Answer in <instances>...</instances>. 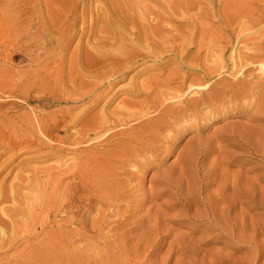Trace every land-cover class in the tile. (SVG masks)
Wrapping results in <instances>:
<instances>
[{
  "label": "rangeland",
  "instance_id": "374dc122",
  "mask_svg": "<svg viewBox=\"0 0 264 264\" xmlns=\"http://www.w3.org/2000/svg\"><path fill=\"white\" fill-rule=\"evenodd\" d=\"M23 1L25 3H27L25 5H30V6L32 5V7H30V6L25 7ZM23 1L18 2L16 4H13L12 6L15 8L18 7V9L20 8L19 6H21L20 9H23L24 7H25V9L27 8L26 10L24 9V12L26 11V13H24V15L28 18L27 21H30L34 17V15L36 14L34 17L35 21H34L33 25L36 28L41 29L42 28V25L40 24L41 22L38 21L37 19H40L42 16H45L44 17L45 20L48 19L47 18L48 13L46 12V14H47L46 15L44 13L45 9L40 7V5L41 6L43 5L42 4L43 2H41V4H37L38 2H35L34 0H29V1L23 0ZM36 1H39V0H36ZM28 2H30L31 4L30 3L28 4ZM86 2L82 1V2H80V4L82 5L84 3L83 6H85L87 4V6L90 9L91 3L89 4V2H87V3ZM184 2H186V6H192L193 7V9L190 8V10L188 12L189 17H185L184 16L185 14H181V16H182L181 17L179 14H174V13L173 14L175 15V17H172L173 16V14H171L172 10H171L167 0H154V1L153 0H124L123 1V4H122L123 8H124V5H127L126 6L127 9L126 10L124 9V11L127 12V10H128V11H130V13H133L132 15L128 14L130 17L132 16L133 18H134V16L136 17V15H134V13L135 14L137 13V17H139L138 12H142L145 14V13H147L148 10H152L153 13H162L163 10H165L166 15L169 14L170 20L168 22L164 23V28L168 32H165V34L162 33L163 36L161 33L157 34V36L159 35L158 41H161V43L164 42V44L162 43L163 49L161 50V56L158 57L157 59H155L154 61H153V59H150V58L145 59V57H146L145 55H147V54L144 55V53H148V52L146 51V49H143V48L144 47L147 48L148 44L145 41H143L142 44H140L139 40L143 38L142 35H136V36L128 37L129 39H134L133 37H136L135 38L136 40L134 39V41H131L130 43H128V45L132 44V47L130 46V48H131L130 49V51H131L130 55L134 56L135 53H138L142 50V51H144V53L141 51L143 56L140 53V54H138V57L139 56H141V57H139V58L134 57L133 60H132L131 56H129L130 57L129 63H131V60H132V63L130 64L132 66L129 68L125 67V69H127V70H124V68L122 69V67H124V65L126 64L125 60H126L127 56H125V55H123L122 57L119 56L122 60L125 59L124 60L125 63L120 62V64H124V65H121L122 66V67L120 66L121 69H119V70L117 69V71H115L113 77L110 78V81L113 78H115V79H113L114 81L112 80L111 81L112 84L109 85L108 87H107V85L111 82H108L105 84V86L100 87L99 91L97 90V92L102 93L103 99L102 100L100 99L101 102L99 101L98 103H96L97 105L95 104V105L91 106L89 109H85V111L86 110L87 111L86 112L84 111L83 115L81 114L80 121L83 122L86 118H88V116H92L93 114H95V115L98 114L101 109L102 110L107 109L108 111L111 109V111H112L117 106V104L124 98L125 99L130 98L129 100L136 98V101H142V102L144 101L146 104V101L153 100V96L158 89L163 91V90H168V88H171V89H180V91H181V89L186 88V86L190 83L189 81H191V80L193 82H203V86L205 88H207L206 92H204L200 95V97L202 99H203V97H205L207 99H212L210 102L206 101V103L208 102L207 104L206 103L205 104H201V103L196 104V105H198V106H196L197 108L195 107V109H191L189 112H187V114L189 115L187 119L180 118L179 115H180V113H183L182 112L184 109L183 107H185V106L180 105V103H178V102H177L178 104L175 102L174 104H171V106L167 105L165 107V109H164V107H161V110H155V108H151V106H152L151 103H150V106L148 105L149 103H147L146 104L147 106H144L145 108L143 107L144 109H146L148 107L150 108L148 111H150V113L152 115L149 118V120H151V121H156L157 119H158L157 121L161 120L167 114V111L170 109V107H172L175 111L178 108L179 109L178 112H180V113L177 112L179 115L177 113L175 114V115H177L175 117H178V118L170 120L168 123L169 125L167 123L165 124V126L167 125L166 127L163 125V128H161L162 130L160 131V136L162 137V140L158 139L155 142V144H154L155 150L152 151L153 150L152 146L148 147L147 151H149L152 154L148 155V157H146V159H147L146 163H148V166H149V169L147 171H145V172H141L140 170L131 171V169L129 168L130 165L127 164L128 169L126 167H124V169L122 171H120L119 174L115 175V179H116L115 182L117 181V182H120V184H121V180H122V182L124 183V185H123V183L121 184L122 187H124V188L121 187L122 188L121 190L123 191V194H124V195L122 194L121 199L123 197H125L124 199H127L128 201L127 200L122 201L119 198L118 201L122 202L125 205L123 206L122 203L120 204V206H122L120 208L123 210L121 211L119 208H117L116 209V211H117L116 216L110 221H114L117 226H119L120 228L124 226V228L115 229L114 231H111L110 233H108V235L106 232H108L109 229L106 228L104 231H102L103 232L102 236L104 234V236H106V237L103 236L104 237L103 238L101 236L102 238H99V240H98L99 243H97V244L96 243L94 244L93 243L94 239H90V238H88L90 240L83 239L84 243L80 242V241H82V239H75L73 241V243H69V244L65 243L66 245L61 244L63 246V247L61 246V249H63V250L59 249L60 246H59V248L56 247L57 249L55 248L58 252H59V250L61 251V252H59V255H58V252L55 249H53L54 248V246L52 245L53 243H51V245L53 246L51 248V245H49V242L41 240L43 237L42 235H41L42 237H40V236L36 237V235H34V232H32L31 234L30 233L26 234L25 236L27 237V240L24 241V243L22 242L24 240L23 239L24 237H23V235H21L16 240V241L19 240L20 243L22 242L21 244L18 243V245L16 244L17 246L15 244H13L12 247L10 246L11 248L10 247L7 249L4 248L0 251V253L2 252L1 253L2 255H0V260H1L0 264H16V263H18V260H19L18 264H22V263L23 264H27V263L39 264L35 261V259L33 261H35L36 263L33 262L32 260H29L28 258L26 259V256L29 255V251L31 250V247L28 246V244L32 245V248H34V249L36 247H38L37 250H39L40 253L42 252L44 247H46L45 249H47L49 247V249L46 250V253L44 251L41 255L42 257L47 258L43 261L44 264H46L45 261L46 262L48 261L47 264H70V261L72 260L73 256H74L73 257L74 260L71 261V264H73L75 260L78 261V263L75 261L76 264H80L81 262H85L86 260L84 259V257L86 259H89V261H88L89 264H92L95 261H97V262L93 263V264H100L102 262H103V264H106L111 259L110 255L111 254H112V256L114 255L113 253H111V251L115 252L116 250H120V249L121 250L127 249L128 254L130 253L129 258H128L130 260L129 264H264V78L259 79V77L264 73V57H260L258 60L253 62L251 64L252 66L249 65L251 68L246 69L245 73H243L242 75L231 74L228 72V70L224 71L223 73H220V71H218L219 70L218 69L219 63L225 64L227 67L230 66L231 52L238 43V40H236L237 39L236 33L231 30L232 27H236V26H231V27L229 26L228 27V25H229L228 21L233 20L242 14H246L249 17L253 16L250 12L251 9L253 7H259L260 9H264V0H184ZM39 3H40V1H39ZM56 4L52 8L53 13H57L58 9L62 6V4L60 5V2H58ZM80 4L78 7V12L83 10V8L84 9L88 8L87 6H85V7L82 6V8H81ZM12 6H11V8H13ZM34 7L36 8V10ZM0 8H1V6H0ZM15 8H13V10ZM18 9L16 8V11H18ZM38 9H40V10H38ZM34 10L36 11V13ZM14 12H15V10H14ZM40 13H41V15H39ZM142 13H141V15H142ZM77 14H79V13H77ZM30 15H32V16H30ZM255 15H257V14H255ZM37 17H39V18H37ZM130 17L128 18V21L135 22V19H133L131 17L133 20L132 21ZM17 18H18V15H16V20L19 19V18L18 19ZM29 18H30V20H29ZM77 18H79V15L76 17V19ZM87 19H89V18H87ZM87 19L84 22L86 24H84L82 27H81V25H78V24H80V20H78L76 22V24H75L76 26H74V27L77 28V29L75 28V31L76 30L77 31L75 32L74 36H72L70 38L67 37L68 40H67V38H65L66 40L64 39V41L62 42V43H64L63 44L64 46H63L62 50H59V52H58L59 55L56 53L53 55V56H55L54 58L49 57V58H47L48 60L45 59V61H44V63L46 61L50 62L49 60H51V62H53V60H54L56 63L58 61V63L62 64V65L59 64L58 68L65 66L64 72H61L59 70H58L59 72L57 70L53 71L54 74L56 72H58V73L61 72V77H62V79L64 78V80L67 79L66 77H69V75L67 73L68 72L67 71L68 66L70 64L68 62L69 59L73 58L74 55L76 57L78 51L84 52L85 49H87V47H88V51H91V49L87 43L89 40L88 37H91V35L94 34V30L92 29V32L90 31L91 30L90 29L91 24L88 22ZM144 22H145V24H144ZM125 24H128V23H125ZM147 25H148V21L144 20V18H143V26L146 27V29H148ZM38 26H40V27H38ZM101 26H102V28L104 26V29H105L109 25L108 24H106V25L101 24ZM127 26H126L127 29L130 30L131 25L128 24ZM83 27H84V30H82ZM80 29L82 30V32ZM229 29L231 31H229ZM129 30L125 31L126 35L129 32ZM80 32L83 34H81ZM151 34L152 33H150V35ZM181 34H183L184 39L182 38L183 36L182 37L180 36ZM170 35L175 36V37L178 36L179 40L182 39L180 41L182 43V45L187 44L186 48H184L185 50L183 49V47H185V46H182V49L185 52H183L182 49H178L181 47H177V45H176V47H177V49H176L175 45H172V44L169 45V44L165 43V41L168 38L170 41ZM189 35H191V36H189ZM192 36H193V38H191ZM148 37H150V36H148ZM160 37L164 38V39L161 40ZM5 38H6V36L0 34V40H3ZM12 38H14V36ZM138 38H140V39L138 40ZM190 38L193 40L190 41ZM150 39H152V38H150ZM154 40H157V39H154ZM171 41H170V43H171ZM21 42H22V40H17V39H12V41L9 43L6 42V44L8 43V45H6L5 51L3 49V47L5 46L4 45L5 41L3 42V45H0V57L5 58L4 56H6L7 60L10 59V60H8V62H0L1 65H4L6 63L4 68L7 70H8V68L10 70V67H11L12 69L10 70V73L13 70L15 71V68L16 69H22V71L25 68L24 71H26V69L28 71V68L32 67V68H30V70L35 71L36 74H38V76H40L39 77L40 79H41V77H42V79H44L45 77L47 78L48 76H49L48 79L49 78L54 79L53 74L48 73V71L50 69L47 71L46 70L43 71L42 66L44 63L37 64L34 66H30V65L28 66V64H25L26 63L25 57L20 58V56H17L18 53L14 52V51L17 50V48L19 47ZM190 42H192V43H190ZM234 42H236V43H234ZM9 45L12 46L13 50H11V49L8 50L7 47ZM128 45H126V46H128ZM126 46H124V47L121 46L120 47V48H122L121 50L122 51L125 50L123 48H126ZM140 46L141 47L144 46V47L141 48ZM168 46H171L173 50L175 49L174 52L172 51V53H170L171 47L169 48ZM165 47L168 49H166ZM26 48H29V47H26ZM6 49H7V51H6ZM165 49L167 50V52ZM132 50L135 52H133ZM176 50H178L179 52L181 50L183 53L180 54ZM175 51H176V53L178 52L179 54L176 55ZM132 52H133V54H132ZM164 52H165V54H164ZM149 53H148V55H149ZM62 54H63V56H62ZM7 56H9V57H7ZM136 56H137V54H136ZM64 57H66V58H64ZM119 57L117 58L118 62L121 61ZM142 57H144V58L142 59ZM162 57H164V58H162ZM127 60H128V58H127ZM220 61H222V62H220ZM61 62H63V63H61ZM8 63L10 65H7ZM20 63H21V65H20ZM67 63H68V65H67ZM12 64H13V66H11ZM38 66H39V68H38ZM120 67H118V68H120ZM252 68L253 69L257 68V72L252 70ZM37 69H39L38 70L39 73L36 71ZM84 69H85L84 71H81L78 68V70L75 71L76 75L73 74V76H72L73 78H71V77L70 78L72 80L75 78L74 80H76V78L79 76L77 73H82L81 75L83 77L85 76L84 77L85 80L81 77V75L79 77H81L82 80H84V82L92 80L91 74L87 72L88 73V75H87V73L85 72V71H87L88 67H87V69L86 68H84ZM93 69L94 68L92 67V71H93ZM2 70L3 69H0V73H2ZM40 70H42L43 72ZM92 71H91V67H89V72H92ZM15 72L12 73L13 80L18 81L17 79H18L20 74H17ZM20 72H21V70H20ZM39 74H41V75H39ZM74 75H75V77H74ZM15 76H17V77H15ZM79 77H78V79H80ZM0 78H1V76H0ZM2 79H3V81H1ZM32 79H30V80H32ZM1 80H0V82H1L0 83V109L6 110L7 107H9V105H11L12 111L7 112V113L5 112L4 115L1 113L3 110L0 112V122H1L0 125L3 127H5V125H7V128L10 129L12 134L9 136V133H8L9 130L8 131L5 130L6 132L0 134V196H1L0 199H2L5 196L4 191H6V189H5L6 187L8 188L11 185H15L14 183L16 182L15 178L17 177V174H18L17 178H19V177L22 178L23 176H24V178H26V177L27 178H34L35 176L34 177H31V176H33L36 173H37L36 175H40L41 173L46 174V172L53 173V171H54V173H56L61 168L65 169V167H68V165H69L68 163L64 164V161H60L62 159L59 160L58 155L61 154V152L53 153V155L52 154L48 155L49 156L48 157L47 154H44L42 152V151H46V149L40 150L36 146V144L37 145L39 144L38 143L39 141H36L37 143H35V141L34 142L32 141L31 143L29 142V141L33 140V138H29L27 140V142H19V145L16 144L17 147L11 146V141L13 139L16 142H18L19 137L17 138V136H20V135H23L25 133L30 132L29 131L30 128L27 127L28 125H26V124L21 125V126L19 125L20 126L19 127L16 120H18V119L20 120V116L24 115L26 113V111H28L29 113L31 112V115H33L34 111H35L34 114H36V113L48 114V113H51L52 111L53 112L55 111L54 113L53 112L51 113V114H53V116L51 115L52 117L50 116V119L51 118L52 119L53 118L54 119H56V118L60 119V117H61L60 114H61V111H63V110H59V109L60 108L63 109L64 107H65L64 110L67 109V106H66L67 104L69 106H73L70 108H75L74 111L76 113H78L83 107H85L87 104H89L91 102L89 100V98H91V97H89V98H86L87 100L85 99L81 103L82 105L81 104H79V105L72 104L71 105V103H63V104L60 103V105L54 104V106L50 107V108L46 107L44 105V103L51 100V94L52 95H62L63 94V91L61 89H58V88L57 89H54V88L44 89V88H42V91L45 93L43 95L35 94L36 95L35 96V95H33L35 93V91H32V92H29L28 95L19 96V98L7 99L5 96L4 89H3L4 88V86H3L4 85V78L2 77ZM33 80H35V79H33ZM36 80L39 81V79H36ZM77 81H81V80H77ZM257 84H260V86ZM35 87L36 88H33V89H35V90L39 89V87H37V86H35ZM149 87H150V89L148 90ZM109 88H111V89H109ZM249 88H250V90H249ZM234 89H236V90H234ZM87 90L88 89H85L83 91H87ZM242 91H243V93L245 91V94H242ZM248 91H249V93H247ZM146 93L147 94L150 93V94L147 95ZM237 93L244 95L245 102L246 101L249 102L250 98L253 96L252 100L249 102L250 105L248 102H246L244 105L242 103L241 104L240 103H234V102L232 103L231 102L232 100H228V97L225 98V96H224V95L232 96L234 99V97L238 98ZM252 93H253V95H251ZM204 95H206V96H204ZM247 95L248 96L250 95V96L248 97ZM26 96H29V97L26 98ZM22 97H24V98H22ZM38 98H39V100H38ZM23 99H25V100H23ZM219 99H222V100L224 99L223 101L220 100L223 103L219 102ZM23 101H25V102H23ZM168 102H170V101H164V104L165 103L168 104ZM230 104H232V105H230ZM233 104H234V106H233ZM114 105H115V107H114ZM218 105H220V106H218ZM247 105H248V107H247ZM4 106H6V107H4ZM69 106H68V108H69ZM105 107H106V109H105ZM180 107H182L183 109ZM36 108H38L39 110ZM235 109H237V110H235ZM22 110H24L25 113ZM42 110H43V112H42ZM19 111L23 112V113L19 114L18 113ZM44 111H47V112H44ZM237 111H239V112H237ZM234 112H236V113H234ZM6 114H7V116H6ZM16 114H18V115H16ZM38 114H36V115H38ZM10 115L12 116V118ZM13 119H15V120H13ZM6 120H7V122H6ZM11 122H13L14 124H12ZM15 122L17 123V125L15 124ZM79 124L81 125V123H79ZM8 125H9V127H8ZM80 125L79 126L76 125L75 128L78 129V127H80ZM15 128L19 129V130L21 128V132H24V133L21 134V132L18 131V133L16 134V132H14L12 130ZM59 129L60 130H58V129L53 130L52 129L53 130L52 134H55V136L57 137V140H59V139L62 140L63 138H64L63 140H67V137L69 135L71 136V130L70 129L69 130L66 129L67 131L63 128L62 129L59 128ZM63 131L65 132V134H63L64 133ZM68 138L70 139V137H68ZM111 142L115 143L116 139H111L110 142H108V143H111ZM22 143H23V145H22ZM24 143L26 144V146ZM108 143H106V144H108ZM133 143L135 145L136 144L137 145L134 146ZM129 144L134 149L135 147L138 148L137 146L139 145V142H131ZM131 144H133V146ZM148 144H151V142H148L147 145ZM103 145H104V143H103ZM32 146H35V147L33 148ZM60 146L62 147L63 145H60ZM98 146H99L98 143H93L92 145H90L88 147H85L83 145H78V146H76V149H77V152L79 153L80 151H82L85 148L93 149L94 147L97 148ZM19 147H21V148H19ZM63 147H67V145L65 144ZM104 147H107V146H104ZM16 148H18L19 151ZM147 151H143L142 152L143 155ZM42 153L44 155H42ZM10 154H12V155H10ZM140 156L141 155H138V154L135 155L136 160H138ZM135 157H134V159H135ZM71 158H72L71 155H68L66 157V159H71ZM188 164H191V165H188ZM40 167L41 168L44 167L45 170L43 168L41 170ZM178 167H179V169L180 168L181 169L179 170ZM30 172L32 174H30ZM21 173L23 176L20 175ZM172 173L174 176L172 175ZM14 176H15V178H14ZM119 177H121V178H119ZM184 179H186V180H184ZM185 183L188 184L187 188H186ZM164 184H166V185H164ZM19 186H21V185H19ZM165 187H167V188H165ZM177 187H179V188L175 190V188H177ZM2 188L4 189V191L2 190ZM36 188H38V187H35L34 188L35 190L34 189H32V190L28 189L25 191L22 190L23 193L22 192L21 193L22 194L28 193L31 196L28 194L27 195L29 197H32V196L39 194V188L38 189H36ZM42 188L45 189L44 187H42ZM193 189H195V190L193 191ZM185 190H186V192H185ZM197 191L199 194L197 193ZM129 193H131V194H129ZM157 193H159V194H157ZM185 193H186V195H184ZM223 193H225V194H223ZM6 194H8L7 191H6ZM2 195H4V196L2 197ZM180 195L182 197H180ZM187 195H188V197L186 198L185 196H187ZM134 197L136 198L135 202H134ZM216 197H218V198H216ZM13 198L15 199V201L19 200V197H17V198L13 197ZM175 198H177V200ZM130 199H131V201H130ZM2 200H0V205H2V203H3V202L1 203ZM147 200H148V202H147ZM190 200L194 204L191 203ZM3 201H6V200H3ZM9 201L10 200H7V202H6L7 204L3 203V205L0 206L1 207L0 214H1V210L2 211L4 210L3 208H7L8 205H11L9 203ZM206 201H208V202H206ZM234 201H235V203H234ZM140 202H141V204H140ZM143 202H145V203H143ZM230 203H232V204H230ZM207 204H208V206H207ZM95 206H96V208H94ZM218 206H219V208H218ZM98 207H100L99 204L98 205L94 204L93 209L91 211H89L87 215L88 216L91 215L90 218L93 216L96 217L95 216L96 215V209ZM126 207H128V208L126 209ZM11 208H12V205H11V207L7 208L8 210L6 209L4 211L10 212L9 210ZM146 208H147V210L148 209L149 210L147 211ZM94 209H95V211H93ZM138 209H140L141 211ZM143 209H144V211H143ZM185 209H187V210H185ZM220 209H222V210H220ZM101 210H103V207L101 208ZM118 210L121 211V212H119V214H118ZM128 211H129V213H128ZM131 211H132V213H131ZM201 211H203V212H201ZM219 211L222 213H220ZM12 212H13V210H11V213ZM122 212L123 213L125 212L126 214L124 213L121 216L120 214ZM194 212H196V213L198 212V213L195 214ZM204 212H205V214H203ZM200 213H202V215ZM219 214H220V216H219ZM118 215L121 216V219L119 217H117ZM131 215H133V219H132ZM151 215H152V217H151ZM157 215H158V218H157ZM193 215H194V218H193ZM197 215L199 217H197ZM203 215H204V217H202ZM221 215L223 217H221ZM228 215H229V217H228ZM200 217H202V219H200ZM212 217L213 218L215 217V218L213 219ZM123 218L124 219L127 218L125 222H124ZM121 220H123V222ZM157 220H158V224H157ZM237 220L240 221V223ZM233 222H235V223H233ZM218 223H219V226H218ZM147 224H148V226H147ZM112 226H113V224H112ZM231 226H233V227H231ZM211 227H212V229H211ZM229 227H231V228H229ZM47 229H50V228H47ZM146 229H147V231H146ZM153 229H154V232H153ZM229 229H230V231H229ZM61 230L62 229H60V231H59L58 229L56 230V228H55L54 231H56L57 235H58V233H60V235H61V233L63 231V230L62 231ZM120 230H121V234H120ZM220 230H223V231H220ZM57 231H59V232H57ZM131 231H133V232H131ZM157 231L159 232V234ZM123 232H125V233H123ZM218 232H220V233L218 234ZM111 233L113 235H111ZM118 233H119V235H117ZM114 234L116 236H119L118 237L119 239L115 242V245L112 243V240L117 239V237L114 236ZM154 234H156V235H154ZM223 234H224V236H223ZM226 234H227V236H226ZM153 235H154V237H153ZM157 235H159V236H157ZM109 236H112V238ZM129 236L132 238H130ZM138 236H140V238L141 237H143V238L139 239ZM245 236L247 237V239L251 240L252 242L250 241L248 243L247 241H249V240H247ZM249 236H252V238H248ZM30 237H32L34 239H32ZM121 237L125 238V239L124 238L121 239L122 241L124 239L123 242L120 240ZM229 237H232V238H229ZM236 237L238 240L236 239ZM37 238L39 239L38 241H37ZM21 239H22V241H21ZM133 239H134V242H138V243L135 244L132 241ZM174 239H176V241H177L176 243L179 244L178 246H176ZM28 240H29V242H28ZM85 240L89 241L90 244L88 242H85ZM102 240H104V242ZM106 240H107V242H106ZM126 240H128V242ZM140 240H142L141 241L142 245L140 243ZM235 240H237V241H235ZM110 241H111V244H110ZM37 242H38V244L35 245V243H37ZM42 242H44V244ZM51 242H53V241H51ZM144 242H145V244H143ZM74 243H75V245H74ZM86 243H88L89 246ZM91 243L94 244V246ZM131 243H134V246ZM24 244H25V249H24V251L21 250V252H20V249L23 248ZM79 244L81 246H79ZM98 244L101 246L100 249H99L100 246ZM104 244H109V246L108 245L104 246ZM128 244H131L132 247H131V245H128ZM252 244H255V245L252 246ZM19 245H21L22 248ZM97 245H98V247H97ZM144 245H146L147 247ZM55 246H57V245H55ZM65 246L67 248H65ZM73 246L75 248H77V246H78L79 249L83 248V246H84L86 248V249H84V251L87 250L86 251L87 254L85 252H84L85 254L81 253V252H83V249L79 250L77 248L75 250V248ZM120 246H123V249H122V247L120 248ZM139 246H141V247L144 246V247H143V249L140 250ZM19 247H20V249H19ZM69 247H70V249H69ZM72 247H73V249H72ZM89 247H90V249H89ZM95 247L98 248L96 251H95V249H96ZM107 247H108V249H107ZM115 247H116V249H115ZM250 247H252V248L250 249ZM13 248H17V249H13ZM117 248H119V249H117ZM128 248H130L129 249L130 251L128 250ZM27 249H28V251H27ZM40 249H42V250H40ZM105 249H107V250L105 251ZM254 249H255V251H254ZM54 250H55V253L57 252L56 254L54 253ZM91 250H92V252H91ZM99 250L101 252H103V251L108 252V250H109V252L107 254L102 255V253H100ZM133 250H134V253H133ZM15 251H17V252H15ZM137 251H138V254H137ZM252 251L254 253L256 252L255 253L256 257H254V254L252 253ZM5 252H6V254H5ZM23 252L26 254V256L24 257L26 261L24 260V258H22L23 254H24ZM76 252L80 254V257L83 256V258H81V261H80V259H78L80 257ZM135 252H136V256L134 255L135 256L134 257L133 254H135ZM61 253H62V255H61ZM69 253H72V254L69 255ZM99 253H100V257H99ZM109 253H111V254H109ZM251 254H253L252 259H251ZM54 255H56V256H54ZM65 255H67V256H65ZM85 255H88V256L92 255L94 257V259L92 258V256L87 257ZM138 255H139V257H137ZM12 256H14V258ZM18 256H20V257L22 256V257L19 258L18 260H16L15 258H18ZM101 256L103 257L104 261L102 260ZM4 257H6V258L4 259ZM53 257H55V258H53ZM66 257H67V259H66ZM95 257L96 258L98 257V258L96 259ZM130 257H132V258H130ZM48 258L51 260H49ZM52 258L54 259V261ZM68 258H70V261ZM99 258H101L100 263L98 261ZM105 258H106V260H105ZM82 259H84L85 261H82ZM27 260L30 262H28ZM110 261H109V264L113 263ZM104 262H106V263H104ZM40 264H42V262H40ZM82 264H85V263H82ZM115 264H118V263H115ZM123 264H126V262H124Z\"/></svg>",
  "mask_w": 264,
  "mask_h": 264
},
{
  "label": "bare ground",
  "instance_id": "6f19581e",
  "mask_svg": "<svg viewBox=\"0 0 264 264\" xmlns=\"http://www.w3.org/2000/svg\"><path fill=\"white\" fill-rule=\"evenodd\" d=\"M21 1H23V0H0V6H1V8H0V34L6 36L5 39L0 40V45H3V42L5 41V44H4L5 46L3 47V49L5 51L6 45H8V43L11 42L12 39L22 40V42L20 43L19 47L14 52H17L18 53L17 56H20V58L21 57H25V61H26L25 64H28V66L29 65L30 66H34V65H37V64L44 63L45 59L48 60L47 58H49V57L50 58L51 57L54 58L55 56H53V55L56 54V53L58 54L59 50L63 49V46H64L63 44L64 43H62V42L64 41V39L67 38V37L70 38V37L74 36L75 32L77 31V30L75 31L76 27H74V26H76L75 24H76V22L78 20H80V24H78V25H81V27H82L84 24H86V23H84L86 21V19L89 18V19H87L88 22L91 24L90 25L91 28L90 27L89 28L91 29L90 30L91 32H92V29L94 30V34L91 35V37H88L89 40H88L87 44L90 47L91 51H88V47H87V49H85L84 52L78 51L76 57L74 55V57L70 58L69 61L67 60L70 63L69 66H68V70H67L68 71L67 73H68L69 77L65 76L67 78L65 80H64V78L62 79V77H61V72H64V67L65 66L58 68L60 63H58L57 60H56L57 63L54 60H53V62H51V60H49L50 62L46 61L43 64V66H42L43 67L42 68L43 71L44 70L47 71L49 69L51 70V71L49 70L50 72L48 71V73L49 74H53V78L54 79H50V78L48 79L49 76L47 78L45 77L44 79H42V77H41V79H40L39 78L40 76H38V74H36L35 71L30 70V68H32V67H29L28 71H27V69H26V71H24L25 68L23 69V71H22V69H16L15 68L16 72L13 70L10 73V70L12 68L10 67V70L8 68V70H9L8 71L7 69L4 68L6 63L4 65H1V63H0V65H1L0 69H3L2 73H0V76H1V78L2 77L4 78V85H3L4 88L3 89H4V92H5L6 98L7 99L19 98V96L28 95L29 92H32V91H35V93L33 95H35V94L43 95L45 93L42 91V88H44V89H46V88L57 89L58 88V89H61L63 91V94L62 95H52L51 94V100L46 102V103H44V105L46 107L50 108V107H53L54 104L60 105V103H62V104L63 103H71V105L72 104L79 105L86 98H89V97H91V98H89V100L91 102L89 104H87L85 107H83L81 110L79 109L80 111L78 113H76L74 111L75 108H70V107H73V106H69L67 104L66 105L67 109L64 110L65 107L63 109H61V108L59 109V110H63V111H61L60 119H57V118L56 119H54V118L50 119V116L51 115L53 116V114H51L53 112L52 110H51L52 112L50 111L51 113H48V114H46V113H43V114L36 113L38 115L34 114L35 111H34L33 115H31V112L29 113L28 111H26V113H25L24 110H22L25 114L20 116V120L18 119L16 121L18 123V126L19 125L21 126V125H24V124L28 125L27 127L30 128V130H29L30 132L29 133H25V134L20 135V136H17V138L19 137L18 142H16L13 139L11 141V146L15 147L16 144L19 145V142H27V140L29 138H33V140H31L29 142L31 143L32 141L33 142L35 141V143H37L36 141H39L38 142L39 144L38 145L36 144V146L40 150H43V149L45 150L46 149V151H42L44 154H47V156H48V155H51V154L53 155V153L61 152V154L58 155L59 160L62 159L60 161H64V164L68 163L69 165H68V167H65V169L61 168L56 173H54L53 170H52L53 173L46 172V174L44 173L45 175L42 174V173L40 175H36L37 174L36 173L33 176H31V177L35 176L34 178H27V177L24 178L22 173L20 175L23 176V177L22 178H20V177L17 178L18 177V174H17L16 178L14 176V178L16 179V182L14 183L15 185H11V186L8 185L9 186L8 188L10 190L7 187L5 188L9 195L6 194V191H4V189L2 188V190L5 192V196L2 195V197L4 196L2 199L6 200V201H3L2 199H0V200H2L1 203L2 202L6 203L7 200H10L9 203L12 205V208L9 210L10 212L4 211L7 208L11 207V205H8L9 207L7 206V208H3L4 209L3 211L1 210V214H0V251L2 249H4V248L7 249L10 246L12 247L13 244H15V245L17 244L18 245V243L19 244H21L22 242L24 243V241L27 240V237L25 235L29 234V233L31 234L32 232H34V235H36V237H38V236L42 237L43 236L41 240L49 242V245H51V243H53L52 244L54 246L53 249H55L56 247L59 248V246H60L59 249L63 250V249H61L62 245H66L65 243H68V244L69 243H73V241L75 239H82V241H83V239H87V240L94 239V242L92 240L91 241L94 244L95 243L97 244V243H99V241H98L99 238H102L104 236V234L102 236V233H103L102 231H104L106 228L109 229L108 232H106L107 235H108V233H110L111 231H114L115 229L124 228V226L120 228L119 226H117L115 224L114 221H110L116 216V212H117L116 209L117 208H119L121 211L123 210V209L120 208V207H122V206H120V204L122 202L118 201L119 198L121 199V196L123 194V191L121 190L122 188H124L121 185L123 182H122V180H121V184H120V182H117V181L115 182V180H116L115 179V175L119 174L120 171H122L124 169V167L127 168V164L130 165L129 168L131 169V171H135V170H140L141 172L147 171L149 169V166H148V163H146V160H147L146 157H148V155L152 154L149 151H147L148 147L152 146V148H153L152 151H154L155 150V145H154L155 142L158 139L162 140V137L160 136V131L162 130L161 128H163V125L165 126V124L166 123L168 124L170 120L178 118V117H175V116H177L175 114L179 110L177 108L178 107L177 106L176 107L177 108L176 111L172 107H170V109L168 111L166 110L167 114L161 120L157 121L158 120L157 119L156 121H151V120H149V118L152 115H151L150 111H148L150 108L148 107V108L144 109L145 108L144 106H147L146 105L147 103H149L148 105L150 106V103H151L152 106H153V107L151 106V108H155V110H161V107H164V109H165V107L167 105L171 106V104H174L175 102L176 103L178 102V103H180V105H183L185 107H183L184 109L182 107H180V108L183 109V111H182L183 113L178 112V113H180V115L178 113L177 114L180 116V118L187 119L188 116H189L187 114V112H189L191 109H195V107L198 106L196 104H198V103L205 104L206 101L210 102L212 99H207L205 97H203V99H202L200 97V95L202 93L206 92L207 88H205L203 86V82H193L191 80L193 83L191 81H189L190 85L188 84L186 86V88L184 87L185 89H181V91H180V89H171V88H168V90H163V91L158 89L156 91V93L154 94V96H153V100L146 101V104H145L144 101L143 102L142 101H136V98L135 99H131V100H129L130 98H128V99L124 98L117 104L116 107L114 105L115 108L112 111H111V109L108 111L106 109V107H105L106 110H104V109L102 110L101 109L98 114H96V115L93 114L92 116H88V118L85 117L86 119L83 122L80 121L81 114L83 115L85 109H89L91 106H93L96 103H98L100 101V99L101 100L103 99L102 98L103 97L102 93L97 92V90L99 91L100 87L105 86L106 83L111 82L113 79H115V78H113L110 81V78L113 77L115 71H117V69L118 70L121 69V67H122L121 65H124V64H120V62L125 63V61H126V64L124 65V67H122V69L124 68V70H127V69H125V67L129 68V67L132 66L130 64L132 63V60L134 59V57H138V54H140V53L143 56L142 52L144 53V51H142V50H141L142 52L140 51L138 53H135L134 56L130 55L131 54L130 46L132 47V44L128 45V43H130L131 41H134V39L136 37H133L134 39H129L128 37L136 36V35H142V37H143L142 39L138 38V40L140 39L139 40L140 44H142V42L145 41L148 45H147V48L144 47V46H142V47L140 46V47L141 48L144 47L143 49H146V51L148 53L150 52L149 55H148V53H144V55L147 54V55H145L146 56L145 59L150 58V59H153V61H154L155 59H157L158 57L161 56V50L163 49L162 45L164 44V42H162L163 43L162 44L161 41H158L159 35L157 36V34H160V33L161 34L162 33L165 34V32H168L164 28V23H166V22H168L170 20L169 19V14L166 15V11L165 10H163L162 13H153L152 10H148L147 13H145V14L142 13V12H138L139 17H137V13L136 14L134 13V15H136V17L135 16H134V18L132 16L131 17L133 19H135V22H130V21H128V18L130 17L129 15L130 14L132 15L133 13H130V11H128V10H127L128 13L126 11H124V9L125 10L127 9L126 8L127 5H124V8H123L122 4H123L124 0H82V1H85V2L86 1L89 2V4L91 3V7L92 8L90 7V9H89V7L86 4L85 6H87L88 8H86V9L83 8V10H81L80 12H78V7H79L80 2H82L81 0H39L40 3H39V1L34 0L35 2H38L37 4H41V2H43L42 3L43 5L42 6L40 5V7L45 9V12H44L45 14H46V12L48 13V17H47L48 19H46V20L44 18L45 16H42V17L40 16L41 17L40 19H37L39 17L36 18L38 21L41 22L40 24L42 25V28L40 29V28H36L33 25L34 21H35L34 17H35L36 14L34 15V17L31 20L29 18L30 21H27L28 18L24 15V13H26V11L24 12L25 7L26 6H30V5H25L27 3H25L23 1L25 7L23 9H20L21 6H19L20 7L19 9H18V7H16L18 9V11H16V8L12 6L13 4H16V3L21 2ZM58 2H60V5L62 4V6L58 9L57 13H53L52 12V8ZM167 2H168L169 6H170V8L172 10L171 14H173V13L174 14H179L180 16H181V14H185L184 15L185 17H189L188 12H189L190 8L193 9L192 6H186V2H184V0H167ZM29 3L30 2H28V4ZM83 5H84V3L81 5V8H82ZM11 6L13 8H15L14 9L15 12H14L13 8H11ZM85 6H83V7H85ZM30 7H32V5ZM35 10H36V8H35ZM38 10H40V9H38ZM250 12H251V14L253 16L249 17L246 14H242V15L238 16L237 18L228 21V23H229L228 27L229 26L230 27L231 26H236V27H232L231 30L236 33V38L237 39L236 38L235 39L238 40V43H237V45L235 46V48L231 52V56H230V62L231 63H230V66L227 67L225 64L219 63V68H218L219 70L218 69L217 70L220 71V73H223L224 71L228 70V72L231 73V74L242 75L243 73H245L246 69L251 68L250 66H252L251 64L253 62L258 60L260 57H264V9H260L259 7H253ZM35 13H36V11H35ZM77 13H79V14H77ZM141 13H142V15H141ZM174 14H173L172 17H175ZM255 14H257V15H255ZM16 15H18V18H19V19L17 18L18 20H16ZM32 15H30V16H32ZM39 15H41V13ZM78 15H79L80 19L79 18L76 19V17ZM132 18H131V20H132ZM143 18H144V20L148 21V25H147L148 29H146V27L143 26ZM125 23H128L129 25H131L130 30L127 29V27H128L127 25L128 24H125ZM101 24L102 25L103 24L104 25L108 24L109 26L104 29V26L102 28ZM144 24H145V22H144ZM38 27H40V26H38ZM82 30H84V27L82 28ZM82 30H81V32H82ZM128 30H129V32L126 35L125 31H128ZM231 30L229 29V31H231ZM235 30L236 31L238 30V31L236 32ZM150 33H152L151 34L152 36L150 35ZM81 34H83V33H81ZM191 35H189V36H191ZM13 36H14V38H12ZM148 36H150V37H148ZM162 36H163V34H162ZM180 36L182 37L183 34H181ZM68 38H67V40H68ZM150 38H152V39H150ZM178 38H179L178 36L175 37V36L170 35V41L172 40L171 43L169 41V38L166 41L165 40L164 41H165V43H167L169 45L172 44V45H175V47H176V45H177V47H181V48H178V49H182V46H185V47H183V49L186 48L187 44H185V45L183 44L182 45V43L180 42L182 39L179 40ZM182 38L184 39V36ZM191 38H193V36ZM191 38H190V41L193 40ZM154 39H157V40H154ZM160 39L162 40L164 38L160 37ZM6 42H8V43L6 44ZM190 43H192V42H190ZM234 43H236V42H234ZM126 45H128V46H126ZM121 46L122 47L126 46V48H123L125 50L122 51L121 50L122 48H120ZM26 47H29V48H26ZM168 47L170 48L171 46H168ZM177 47H176V49H177ZM7 48H8V50L9 49L13 50L12 46H10V45ZM166 49H168V48H166ZM183 49H182V51L185 52L184 51L185 49L184 50ZM174 50L171 47L170 48V51H171L170 53H172V51L174 52ZM6 51H7V49H6ZM176 51H178V50H176ZM176 51H175V53H176ZM182 51L180 50V52L179 51L178 52L180 54H182L183 53ZM133 52H135V51H133ZM133 52H132V54H133ZM166 52H167V50H166ZM178 52L176 53V55L179 54ZM136 54H137V56H136ZM164 54H165V52H164ZM123 55L127 56L128 60H127V58H126V60L124 59L125 61L122 60L120 57H122ZM62 56H63V54H62ZM117 56L118 57L120 56L119 58H120L121 61L118 62V60H117L118 57ZM129 56H131V58H132L131 63H129V59H130ZM4 57L5 58H3V57L1 58L0 57V62H8V60H10V59L7 60L6 56H4ZM7 57H9V56H7ZM139 57H141V56H139ZM64 58H66V57H64ZM143 58L144 57H142V59ZM162 58H164V57H162ZM220 62H222V61H220ZM61 63H63V62H61ZM7 65H10V64L8 63ZM20 65H21V63H20ZM60 65H62V64H60ZM67 65H68V63H67ZM11 66H13V64ZM87 67H88V69H87ZM89 67H91V71H92V67L94 68L93 71H92L93 73L89 72ZM118 67H120V68H118ZM38 68H39V66H38ZM78 68L81 71H84L85 70L84 68H86L87 71H85V72L86 73L88 72V73L91 74L92 80L84 82V80H85L84 77L85 76L83 77L81 75L82 73H77V72L76 73L79 76L81 75V77L84 80H82V78L79 77V76L78 77L80 79H78V77H77L76 80H74L75 78L72 80L71 78H73L72 76H73V74H75V71L78 70ZM20 70H21V72H20ZM38 70L39 69H37L36 71L38 72ZM55 70H57V71L59 70L61 72L58 73L59 72L58 71V72H56L54 74L53 71H55ZM252 70L257 72V68H255V69L252 68ZM40 71H42V70H40ZM14 72L17 73V74H20L18 79H17L18 81H14L13 80L12 73H14ZM88 73H87V75H88ZM39 75H41V74H39ZM75 75H74V77H75ZM15 77H17V76H15ZM1 78H0V80H1ZM32 78L35 79V80L39 79V81L38 80L35 81ZM261 78H264V73L259 77V79H261ZM30 79H32V80H30ZM77 80H81V81H77ZM1 81H3V79ZM111 84H112V82L109 83L107 85V87L109 85H111ZM257 85L260 86V84H257ZM35 86L39 87V89H36L37 91L35 89H33V88H36ZM150 87L148 88V90L150 89ZM111 88H109V89H111ZM85 89H88V90L87 91H83ZM234 90H236V89H234ZM249 90H250V88H249ZM245 91H244V93L242 91V94H245ZM247 93H249V91ZM149 94H147V95H149ZM251 95H253V93ZM204 96H206V95H204ZM224 96H225V98L228 97V100H232L231 101L232 103L233 102L234 103H240V104L242 103L244 105L246 102H248V101L245 102L244 95H241L239 93H237L238 98L234 97V99H233L232 96H228V95H224ZM27 97H29V96H26V98ZM22 98H24V97H22ZM252 98H253V96L250 98V101L252 100ZM25 99H23V100H25ZM38 100H39V98H38ZM220 100H222V99H219V102H222L224 99L222 101H220ZM164 101H170V102H168V104L167 103L164 104ZM23 102H25V101H23ZM230 105H232V104H230ZM249 105H250V103H249ZM68 106H69V108H68ZM218 106H220V105H218ZM233 106H234V104H233ZM4 107H6V106H4ZM247 107H248V105H247ZM36 109H38V108H36ZM2 110L0 109V112ZM235 110H237V109H235ZM10 111H12V106L11 105H9V107H7V109L3 110L1 113L4 115L5 112L7 113V112H10ZM23 112L19 111L18 113L21 114ZM42 112H43V110H42ZM44 112H47V111H44ZM237 112H239V111H237ZM234 113H236V112H234ZM16 115H18V114H16ZM6 116H7V114H6ZM11 118H12V116H11ZM13 120H15V119H13ZM6 122H7V120H6ZM11 123L14 124L13 122H11ZM17 123L15 122L16 125H17ZM79 123H81V125ZM78 124L80 125V127H78V129H77V128H75V126L76 125L79 126ZM8 127H9V125H8ZM59 128H61V129L63 128L65 130L66 129L67 130L70 129L71 130V136L70 135L68 136V137H70V139L67 137V140H63L64 138L62 140H60V139L57 140V137L55 136V134H52V131L54 129L60 130ZM5 130H7V131L9 130L8 131L9 136L12 134L10 129L7 128V125H5V127L0 125V134L6 132ZM12 130L14 132H16V134L18 133V131L21 132V128H20V130L16 129V128L12 129ZM22 133H24V132H21V134ZM63 134H65V132ZM111 139H116V142L115 143H112V142L108 143V142H110ZM131 142H139L140 146L138 145L137 146L138 148L135 147L136 149L135 148L133 149L130 146V144H129ZM148 142H151V144L147 145ZM93 143H98L99 144V146H98L99 148L98 147L95 148L96 147L95 146L93 149L85 148L82 151H80L79 153L77 152L76 146L83 145L85 147H88V146L92 145ZM103 143H104V145H103ZM106 143H108V144H106ZM65 144L67 145V147H63ZM133 144H131V145L133 146ZM22 145H23V143H22ZM60 145H63V146L61 147ZM136 145L134 144V146H136ZM25 146H26V144H25ZM104 146H107V147H104ZM32 147L34 148L35 146H32ZM19 148H21V147H19ZM16 149H18V148H16ZM18 151H19V149H18ZM143 151H147V152L144 153V155H143V153H142ZM43 153H42V155H44ZM137 154L141 155L138 160H136V157H135V155H137ZM10 155H12V154H10ZM68 155H71L72 158L71 159H66V157ZM134 157H135V159H134ZM191 164H188V165H191ZM42 168L45 170L44 167H42ZM42 168H41V170H42ZM178 169H179V167H178ZM30 174H32V173L30 172ZM172 175H173V173H172ZM119 178H121V177H119ZM184 180H186V179H184ZM185 184H186V188H187L188 184L187 183H185ZM19 185H21V186H19ZM123 185H124V183H123ZM164 185H166V184H164ZM32 186L34 188L35 187L39 188V194L36 193L37 195L32 196V197H29L28 195H30V194H28V193L22 194L23 193L22 190L25 191V190H28V189L29 190L34 189ZM42 187H44L45 189H43ZM38 188H36V189H38ZM165 188H167V187H165ZM178 188L179 187L175 188V190L178 189ZM186 190H185V192H186ZM194 190L195 189H193V191ZM198 191H197V193H198ZM129 194H131V193H129ZM157 194H159V193H157ZM223 194H225V193H223ZM184 195H186V193ZM13 197H16V198L19 197V200L15 201V199ZM180 197H182V196L180 195ZM185 197L187 198L188 195L185 196ZM0 198H1V196H0ZM124 198L125 197H123L121 200L122 201L123 200L126 201L127 199H124ZM177 198H175V199L177 200ZM216 198H218V197H216ZM135 200H136V198L134 197V202H135ZM130 201H131V199H130ZM147 202H148V200H147ZM190 202H191V200H190ZM206 202H208V201H206ZM3 203H2V205H3ZM143 203H145V202H143ZM191 203H193V202H191ZM234 203H235V201H234ZM94 204H96V205L99 204L100 207H98L96 209V215H95L96 217L93 216L94 218L93 217L90 218L91 215L88 216L87 214H88L89 211H91L93 209V205ZM140 204H141V202H140ZM230 204H232V203H230ZM2 205H0V206H2ZM124 205L125 204H123V206ZM207 206H208V204H207ZM102 207H103V210H101ZM94 208H96V206ZM127 208L128 207H126V209ZM218 208H219V206H218ZM0 209H1V207H0ZM11 210H13L12 213H11ZM120 210H118V214H119V212H121ZM138 210H140V209H138ZM146 210H147V208H146ZM185 210H187V209H185ZM220 210H222V209H220ZM93 211H95V209ZM143 211H144V209H143ZM201 212H203V211H201ZM124 213L122 212L120 215L122 216ZM128 213H129V211H128ZM131 213H132V211H131ZM194 213L197 214L198 212L197 213L194 212ZM220 213H222V212H220ZM200 214L202 215V213H200ZM203 214H205V212ZM120 215H118L117 217H119L121 219ZM131 216H132V219H133V215H131ZM219 216H220V214H219ZM151 217H152V215H151ZM197 217H199V216L197 215ZM202 217H204V215ZM202 217H200V219H202ZM221 217H223V216L221 215ZM228 217H229V215H228ZM157 218H158V215H157ZM193 218H194V215H193ZM126 219H124V222L126 221ZM121 221L123 222V220H121ZM238 222L240 223V221H238ZM233 223H235V222H233ZM112 224H113V226H112ZM157 224H158V220H157ZM147 226H148V224H147ZM218 226H219V223H218ZM231 227H233V226H231ZM231 227H229V228H231ZM47 228H50V229H47ZM55 228H56V230L58 229L59 231H60V229L63 230V231L61 230L62 231L61 235H60V233H58V235L56 234V231H54ZM211 229H212V227H211ZM223 230H220V231H223ZM59 231H57V232H59ZM146 231H147V229H146ZM229 231H230V229H229ZM131 232H133V231H131ZM153 232H154V229H153ZM123 233H125V232H123ZM219 233L220 232H218V234ZM120 234H121V230H120ZM156 234H154V235H156ZM158 234H159V232H158ZM21 235H23V237H24L23 239L24 240L22 241V239H21L22 242L20 243L19 240L18 241H16V240ZM111 235H113V234L111 233ZM117 235H119V233ZM154 235H153V237H154ZM114 236H116V235L114 234ZM157 236H159V235H157ZM223 236H224V234H223ZM226 236H227V234H226ZM104 237H106V236H104ZM109 237L112 238V236H109ZM116 237H117V239L113 238L114 240H112L110 238L114 245H115V242L119 239L118 238L119 236H116ZM138 237H139V239L143 238V237L140 238V236H138ZM30 238H32V237H30ZM88 238H90V239H88ZM122 238H124V237H121L120 240ZM130 238H132V237H130ZM229 238H232V237H229ZM248 238H252V236H249ZM32 239H34V238H32ZM124 239H123V241H124ZM236 239H237V237H236ZM246 239H247V237H246ZM38 240L39 239L37 238V241ZM87 240H85V242H88L90 244V242L87 241ZM142 240H140L141 245H142V242H141ZM174 240H175V243H176L177 242L176 239H174ZM237 240H235V241H237ZM247 240H249V239H247ZM51 241H53V242H51ZM82 241H80V242L84 243V241L83 242ZM102 241L104 242V240H102ZM126 241L128 242V240H126ZM132 241L134 242V239ZM250 241L251 240H249L247 242L249 243ZM28 242H29V240H28ZM106 242H107V240H106ZM42 243L44 244V242H42ZM88 243H86V244L89 246ZM134 243L136 244L138 242H134ZM134 243H131V244H133V246H134ZM37 244H38V242L35 243V245H37ZM94 244H92V245L94 246ZM110 244H111V241H110ZM131 244H128V245H131ZM143 244H145V242ZM52 245H51V248L53 247ZM55 245H57V246H55ZM74 245H75V243H74ZM98 245H97V247H98ZM105 245L109 246V244H104V246ZM178 245L179 244L176 243V246H178ZM253 245H255V244H252V246ZM19 246H21V245H19ZM28 246L31 247V250L29 251V255L26 256V254L23 252L25 255L22 253L23 257L22 256L21 257L24 258L26 256V259L28 258L29 260H32V261L35 259V261L37 263L40 264V262H42V264H44L43 261L45 259H47V258H44L41 255H42V253L44 251L46 253V250L49 249V247L47 249H45L46 247H44L42 245L44 248H43V250L40 249V250H42V252L40 253L39 250H37L38 247H36L34 249V248H32V245L28 244ZM79 246H81V245L79 244ZM144 246H146V245H144ZM73 247H72V249H73ZM121 247L123 249V246H120V248ZM131 247H132V245H131ZM139 247H140V250L143 249V247H141V246H139ZM17 248H13V249H17ZM21 248H22V246H21ZM65 248H67V247L65 246ZM77 248H78V246H77ZM77 248H75V250ZM100 248H101V246L99 247V249ZM251 248L252 247H250V249ZM19 249H20V247H19ZM24 249H25V244H24L23 248L20 249V252H21V250L24 251ZM69 249H70V247H69ZM81 249H83V252H81V253H84V252L86 253L87 250L84 251V249H86L84 246ZM81 249H79V250H81ZM89 249H90V247H89ZM97 249L98 248H96L95 251ZM107 249H108V247H107ZM107 249H105V251ZM115 249H116V247H115ZM117 249H119V248H117ZM129 249L130 248H128V250ZM55 250H54V253H55ZM60 250H59V252H61ZM109 250H108V252H109ZM123 250H121V249L120 250H116L115 251L116 253L111 251V253L114 254L113 256H112L111 253H109V254H111L110 257L112 259V260L110 259L111 261L110 260L109 261L113 262V263H110V264H115V263H118V264L122 263L123 264L124 262H126V264L130 263L129 262L130 260L128 259L130 253L128 254L127 249H123ZM27 251H28V249H27ZM105 251L101 252L99 250V252L102 253V255L108 253V252H105ZM138 251H137V254H138ZM254 251H255V249H254ZM15 252H17V251H15ZM59 252H58V255H59ZM91 252H92V250H91ZM1 253H0V255H2ZM100 253H99V257H100ZM133 253H134V250H133ZM252 253L254 254V257H256V254H255L256 252L254 253L252 251ZM5 254H6V252H5ZM71 254L72 253H69V255H71ZM77 254L80 257V254L79 253H77ZM253 254H251V259H252V255ZM61 255H62V253H61ZM134 255L136 256V252H135V254H133V256ZM54 256H56V255H54ZM65 256H67V255H65ZM85 256L91 257L92 255L91 256L90 255L89 256L85 255ZM12 257L14 258V256H12ZM21 257L18 256V258H15V259L18 260ZM73 257H72L71 261L74 260ZM132 257H130V258H132ZM137 257H139V255ZM5 258L6 257H4V259ZM53 258H55V257H53ZM70 258H68L69 261H70ZM81 258H83V256L78 258V259H80V261H81ZM92 258L94 259L93 256H92ZM106 258H105V260H106ZM66 259H67V257H66ZM84 259H82V261H85V262H81L80 264H82V263L89 264L88 263L89 259H86L85 257H84ZM100 259L101 258H99V260H98L99 263H100ZM24 260H25V258H24ZM49 260H51V259H49ZM102 260H103V257H102ZM35 261H33V262H35ZM53 261H54V259H53ZM71 261H70V264H71ZM75 261L78 263L77 260H75ZM75 261H74V263L76 264ZM109 261H108V263H106V262H104V263L109 264ZM28 262H30V261H28ZM47 262L45 261L46 264H47ZM96 262L97 261H95L93 263H96ZM18 263H19V260H18ZM18 263H16V264H18ZM27 264H29V263H27ZM100 264H103V262L100 263Z\"/></svg>",
  "mask_w": 264,
  "mask_h": 264
}]
</instances>
